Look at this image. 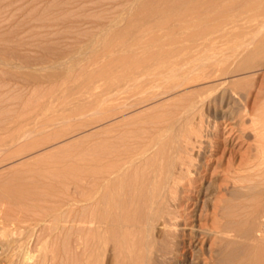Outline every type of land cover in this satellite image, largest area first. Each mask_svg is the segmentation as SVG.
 <instances>
[{
  "label": "rangeland",
  "instance_id": "374dc122",
  "mask_svg": "<svg viewBox=\"0 0 264 264\" xmlns=\"http://www.w3.org/2000/svg\"><path fill=\"white\" fill-rule=\"evenodd\" d=\"M196 1L201 2L196 3L194 8L190 3H187L188 0H0V264H24L22 262L23 253L27 247L29 250H34L36 247L32 246L37 242L38 246H35L39 250L41 248V251L38 253L37 248L35 251L38 255L40 254V257L44 254L50 258L54 257L49 261L47 258L46 264H50L51 260V264H53V260H56L54 264L72 263L74 260L70 259L71 257L74 259L76 254L74 252H77L76 244L80 241L78 240L79 236L85 233L78 222L81 218H85L83 215L86 213L88 217H92L93 214L95 217L96 214L101 213V206L110 209L113 213H110L108 209L103 210L105 213H102L107 216L101 217L104 218L102 221H105L102 224L107 230L101 226L106 231L105 236L100 231L101 227H99V233L102 232L101 235L105 242L110 241L109 236L113 233L111 240L116 241L115 246L109 242L105 246L111 245L112 249H110H114L116 252L113 250L112 253H109L110 251L107 252L109 248L106 247V249L103 246L100 253L102 254V250L106 251L103 252V255L100 253L99 255L104 258L105 255L110 257L106 256L105 259H100V263H109L111 262L109 259L112 258L113 263L111 264H133L134 262L140 264L139 257L143 256L140 253L146 254L148 251L147 248V250L141 251V248L143 250L145 249L143 246H146L142 242H156L160 237L168 245L169 252L167 255L165 253V256L161 255L164 257L160 258L158 253L148 251L150 255H146L150 258L144 259L146 255L143 256L144 261L142 257L140 258L144 262L143 264H145V260L150 264H197L196 262L202 257L208 256L214 237L198 241L195 240L192 230L201 234L199 227L205 225L207 227L215 220L222 219L219 214L216 217L199 219L200 213L204 214L206 210L208 213L214 211L213 206L219 200V204L224 203L227 204V208L229 207L226 211H230V214L232 212L226 219H239L245 226L242 225L241 238L233 239L234 245L231 242L234 247L231 244L224 247L225 255H222V251L220 255L218 252L216 261L209 264H218L217 261L224 258L223 256H227L226 259L224 258L227 264L229 261L232 262L229 264L236 262L238 264L239 261V264H251L255 259L253 264H264V160L262 157L264 148L262 147L260 153L256 148L257 143L253 140L255 132L252 131V124L249 122L248 116H244L246 118L244 123L240 120L242 115L240 112H242L246 100L250 106L255 105V108L264 112V0ZM185 4L187 5L184 8ZM198 5L200 7H197ZM219 8L222 14L218 12ZM181 9L185 11L182 12ZM188 23L190 24L188 25ZM227 24H230L232 28ZM189 26H191L190 29ZM194 26L204 29L210 27V30H214L208 29L210 31L208 33L203 30L205 32L203 35L199 29H195L199 33L195 34L196 37L193 36L194 39H188L190 37L188 34L193 35L195 32ZM185 28L186 30H184ZM239 32L243 35H240ZM157 33L162 34L161 37ZM152 35L154 37L157 35L156 39H158H153ZM160 38L161 40H159ZM162 38L167 43L165 48L160 46L166 44ZM176 38L178 41L182 40V43L179 44V41V45H177L174 40ZM190 41L192 42L189 43ZM187 43H189L190 49L194 47L188 51H194L192 53L186 51L187 55L186 53L183 55V58H186L184 63L187 58L190 60L188 56L193 54L191 59L196 57L199 65L203 64L199 71L201 77L197 76L199 81L194 73L196 81H191L192 83H189V80H195L192 76L193 73L181 67V62L178 64L177 61L184 60L178 59L177 54L182 56L183 52L187 50L184 46ZM197 43H200L199 46ZM169 44L171 45L169 50L174 55L169 50L160 51V49H167ZM156 46L162 53L158 52ZM181 46H184L183 52L180 50ZM220 47H223V50ZM198 49H201L199 50L201 54ZM204 50L205 52L208 50L209 55H205ZM166 51L168 54L171 52L170 58L172 56L174 59L177 58L168 63L169 65L174 63L172 66L176 63V67L166 63L159 65L155 60L167 58ZM144 55L146 56L144 57ZM131 58L140 60V69H137V72L138 70L140 72L137 73L138 75L135 74L138 83H133L136 88L133 85H131L133 88H130V82L126 78L117 80L114 78V76L122 75V71L130 69L131 64L127 61ZM125 61L127 63L124 64ZM168 62H170L169 59ZM121 65L124 66V70ZM219 68L225 69V74H221L219 71V75L214 76ZM142 71L147 78L140 74ZM145 72L147 74H144ZM200 78L202 79L200 80ZM232 83H235L240 91V94L234 95L236 97L228 95L227 89V92L224 91ZM137 88L141 91L137 92ZM196 93H200L204 97L202 100V96H200V102L198 101L200 104L196 103L195 107L197 114L200 113L202 119L205 120L202 122L203 129L211 131L215 121H218L219 124L211 147L212 150L204 147L201 154L199 153L201 156H198L200 158L199 160L197 158L199 162L196 164L200 165V171L203 170V172H200L195 191L184 193L187 197L190 196L187 211L190 210L181 218V235L175 239L174 237H169V239L158 234L156 227H151L148 238L144 232L142 233L145 235L139 233L141 228L138 225L137 230L136 227H130V224L122 219L130 217L132 212L134 216L139 209L136 208L137 205L129 206L131 201H129L128 195L124 197L127 200V203L124 201L127 205L124 206L125 210L120 208V211L119 207L118 209L112 207L111 210L108 196L101 195L103 193L98 187V180L101 181V179L92 169L90 170L93 172L87 173L86 169L91 163L90 157L95 156V154H90L96 153L97 145L99 146V141L102 138L107 139L108 137V141L109 139L125 141L126 145L127 143L131 145V142L135 140L134 145H144L145 141H152L150 137L155 135L160 126L155 122L161 118L167 120L162 125L167 124L168 120L177 115L176 112L178 113L189 103L187 102L188 96L198 95ZM246 96L247 98H244ZM233 100H235L234 103ZM226 111L231 112L229 117L232 119L228 118L227 120L229 123L222 117ZM149 116L151 117L148 118ZM263 126L264 124L261 125V127ZM129 128L130 130H128ZM132 128L133 130H131ZM116 130L118 131L116 132ZM128 132L133 134L129 135ZM136 133L137 135H135ZM87 148L90 150H86ZM255 151L259 153L257 155H260L261 161L255 159L257 156L254 157ZM89 155L90 157H87ZM251 158L262 162V164L258 163L259 166H257L256 163L257 165H255L258 167L256 168L252 164ZM85 161L87 164H83L86 163ZM249 162L250 164H248ZM251 165L255 167V170ZM257 169L258 171H256ZM88 174L92 175L88 177ZM253 175H255L254 179H252ZM237 176L241 178V181L236 183V180L239 179ZM243 176L247 179L243 180ZM235 178L237 179L234 181ZM97 187L99 191H97ZM23 189L26 191L22 192ZM26 192L29 194L27 197V194H24ZM17 195L19 199L16 197ZM87 196L90 199H87ZM99 196H101L100 199ZM98 199L101 200V203ZM13 200L20 201L15 203ZM103 200L110 208L104 207L106 204L104 205ZM15 204L16 206H14ZM236 204L245 208L241 209L239 206L240 211L238 208L236 209ZM232 207L233 211L230 210ZM94 209L98 210L96 214ZM127 209H130V214ZM132 209L137 210L134 212ZM140 209L141 211H138L141 214L138 212L135 219L138 218V215L140 217L145 210L141 207ZM114 211L119 215L114 214ZM117 211L124 213L121 214ZM234 212H239V215L234 217L236 215ZM102 213L99 216L103 215ZM111 214L113 218L110 216ZM114 216H120L119 221H115ZM106 217H109V221L112 218L111 222L113 221L114 224H108ZM188 218L189 220H187ZM138 219L136 221L140 224L141 220L138 221ZM120 222L127 224L121 225ZM114 225L117 226L115 229H118V233L117 230L115 231ZM140 226L142 227V225ZM110 228L112 232L109 234L107 231H110ZM127 228L130 229V233ZM142 228L144 229V227ZM249 228H252L251 231L255 229V233L248 231ZM120 232L122 236H120ZM248 234L250 235L248 236ZM38 235L42 238H39ZM143 236L149 240L143 239ZM44 240H47L46 245L49 244L46 248L47 251L42 248L46 245H41ZM135 240L140 242L137 243ZM18 241L22 246H18ZM159 241L157 240V242ZM139 245L142 247L140 248ZM49 246H53L51 252L55 249L52 256L51 254L48 256L46 253L50 250ZM132 246L141 256H135L136 252H133ZM56 251L58 252L56 253ZM40 252H43L42 255ZM66 253L71 257L69 256V258ZM55 254L59 256L55 257ZM114 254L116 255L114 256ZM230 257L235 259V262Z\"/></svg>",
  "mask_w": 264,
  "mask_h": 264
},
{
  "label": "bare ground",
  "instance_id": "6f19581e",
  "mask_svg": "<svg viewBox=\"0 0 264 264\" xmlns=\"http://www.w3.org/2000/svg\"><path fill=\"white\" fill-rule=\"evenodd\" d=\"M180 1V0H179ZM196 0H188V2L187 3H190V5H192V6H194V8L196 7L195 5H196V3L198 4V2L200 3L201 1H196ZM203 1V0H202ZM208 1V0H207ZM183 3V2H182ZM210 3H212V2H210ZM186 5L187 4H185V6H184V8L186 7ZM189 5V6H190ZM200 5V4H199ZM197 6V7H200V6ZM191 6V7H192ZM166 9H167V7L166 6H164ZM168 8H169V5H168ZM190 8V7H189ZM193 8V7H192ZM192 8H190V9H192ZM216 8H218V7H216ZM224 8V7H223ZM157 9V8H156ZM189 9V10H190ZM162 10V9H161ZM164 10V9H163ZM169 10V9H168ZM182 10V12H184L183 11V9H181ZM187 10V9H186ZM219 11V13L221 12V10H220V8L218 9ZM165 11V10H164ZM180 11V10H179ZM178 11V12H179ZM196 11V10H195ZM182 12L180 11V13L182 14ZM224 12V11H223ZM187 13V12H186ZM185 13V14H186ZM179 14V13H178ZM220 14H222V12L220 13ZM175 15V14H174ZM173 16V15H172ZM178 16V15H177ZM179 16H181V15H179ZM182 17V16H181ZM166 19H167V17H166ZM196 21V20H195ZM192 22V21H191ZM190 23H188V25H189ZM231 24V23H230ZM230 24H227L228 26L230 25ZM188 25H186V26H188ZM195 25V24H194ZM198 25H200L199 24V22H198ZM193 26V25H192ZM195 26H197V25H195ZM194 26V27H195ZM234 26V25H233ZM236 26V25H235ZM183 27H185V26H183ZM190 27L191 26H189V29H190ZM194 27H192V28H194ZM230 27H231V25H230ZM229 27V28H230ZM187 28V27H186ZM186 28L184 29V30H186ZM215 28H217V27H215ZM228 28V29H229ZM232 28V27H231ZM230 28V29H231ZM237 28V27H236ZM195 29H199L201 32L200 33H204L205 34V32L203 31V30H205V31H207L206 33H208V32H210V31H213V30H210V27L208 28L210 31H208V29L207 28H199V27H195L194 28V30ZM227 29V30H228ZM229 29V30H230ZM161 30V29H160ZM159 30V31H160ZM188 30V29H187ZM194 30H193V32H194ZM233 30V29H232ZM197 31V32H196ZM167 32V31H166ZM186 32V31H185ZM228 32V31H227ZM232 32V31H231ZM162 33V32H161ZM187 33H189V32H187ZM199 32H198V30H195V32H194V34L192 35L191 33L190 34H188L187 36L189 37L188 39H194L193 38V36L194 37H196L195 36V34H198ZM238 33V32H237ZM240 33V32H239ZM158 34V33H157ZM203 34V35H204ZM228 34H229V32H228ZM232 34H233V32H232ZM154 35H155V33H154ZM159 36L160 35H162V34H158ZM192 35V36H191ZM231 35V34H230ZM229 35V36H230ZM240 35H243V33L241 34L240 33ZM158 36V37H159ZM172 36H174V35H172ZM199 36H201V35H199ZM152 37H154L153 35H152ZM156 37H157V35H156ZM156 37H154L153 39H155V40H157L156 39ZM161 37V36H160ZM197 37H198V35H197ZM174 38V37H173ZM229 38V37H228ZM232 38V37H231ZM230 38V39H231ZM235 38V37H234ZM234 38H232V39H234ZM237 38V37H236ZM152 39V40H153ZM163 39V38H162ZM239 39H240V37H239ZM159 40H161V38L159 39ZM164 40V39H163ZM176 42H175V41ZM173 41L175 42V43H177V45H179L180 43H182L180 40V42L177 40V38L176 39H174ZM189 41V40H188ZM153 42H156V41H153ZM159 42H162V41H159ZM158 42V43H159ZM178 42H179V44H178ZM192 41H190L189 43H191ZM214 42V41H213ZM213 42H211V43H213ZM152 43V42H151ZM164 43H166L165 42V40H164ZM184 43V42H183ZM189 43H187V45H184V46H186V49L187 50H185V52H183L182 50H184V46H181V48H180V50L183 52V54H182V56H180V55H178L177 54V58L179 59V58H182V59H184L183 61H179V60H177L178 61V64H179V62H181V67H183V68H185L187 71H189L190 73H193L192 74V76L194 77V73H195V76H196V78H197V76H198V78L199 77H201V73L199 72L200 71V69H201V65H203L202 63H201V65H199V62H197L196 60H197V58L196 57H193V58H195V59H191L192 58V55H190V56H188L189 58H190V60H188V58H187V61L184 63V61L186 60V58H183V55L186 53V55H187V52H189L190 50H192V49H194V47L190 44V46H192L193 48H191L190 49V47L188 46L189 45ZM193 43H195L194 41H193ZM192 43V44H193ZM156 44V43H155ZM160 44H163V43H160ZM198 44H200V43H197V45ZM157 45V44H156ZM170 45V44H169ZM182 45V44H181ZM194 45V44H193ZM196 45V46H197ZM215 45V44H214ZM233 45V44H232ZM160 46H162L161 48H165V46L167 47V43L166 44H164V45H160ZM195 46V47H196ZM199 46V45H198ZM201 46V45H200ZM157 47V46H156ZM158 47H159V45H158ZM158 47L156 48V49H158ZM169 47H171V45L170 46H168V48L167 49H164V50H162V49H160V51H165V50H169ZM180 47V46H179ZM202 47V46H201ZM217 47H219L218 45H217ZM160 48V47H159ZM197 48V47H196ZM199 48V47H198ZM215 48V47H214ZM221 48V47H220ZM227 48H229V47H227ZM227 48H225V49H227ZM188 49H189V51H188ZM209 49V48H208ZM222 50H223V47L221 48ZM196 51H197V49H195ZM199 50H201V49H198V52H199ZM221 50V51H222ZM169 51H171V50H169ZM168 51V52H169ZM177 51V50H176ZM187 51V52H186ZM194 51V50H193ZM192 51V52H193ZM208 51V50H207ZM207 51L205 52V50H204V54L205 55H207L208 53H207ZM220 51V50H219ZM158 52H159V49H158ZM172 52V51H171ZM171 52L168 54L167 53V51L165 52V53H167L166 55H167V58H158L159 60H157V59H155L157 62H158V64L159 65H162V64H164V63H166V64H168V63H171V60H176V59H174L173 57L174 56H172V58H170L171 57V55L173 54V52H172V54H171ZM180 52V51H179ZM181 52V53H182ZM192 52H189V53H192ZM209 52V51H208ZM148 53V52H147ZM151 53V52H150ZM159 53H162V52H159ZM177 53V52H176ZM200 53V52H199ZM180 54V53H179ZM201 54V53H200ZM199 54V55H200ZM203 54V55H204ZM168 55H169V58H168ZM174 55V54H173ZM198 55V56H199ZM209 55V54H208ZM139 56V55H138ZM146 55H144V57H145ZM194 56H196V55H194ZM201 56V55H200ZM160 57H161V55H160ZM162 57H164L163 55H162ZM185 57V56H184ZM205 57V56H204ZM128 58V57H127ZM200 58V60H202L203 61V56H202V58L203 59H201V57H199ZM146 59H147V57H146ZM168 59L170 60V62H168ZM181 60V59H180ZM118 61H120V60H118ZM121 61H123V60H121ZM145 61V60H144ZM155 61V62H156ZM127 62H129L130 64H131V66H130V69H128V70H126V71H122L121 73H122V75H117V76H114V78H115V80H117V79H123V78H126V79H128L129 80V86H130V88L132 87L133 88V83H138V81H137V77L135 76V74H137L138 72H140L139 70H138V72H137V69H140V65H139V63H140V60H137V59H133V58H131L129 61H127ZM126 61L124 62V64L125 63H127ZM154 62V63H155ZM176 62V61H175ZM119 64H120V62H119ZM158 64H156V65H158ZM174 64V63H173ZM172 64V65H173ZM169 65V64H168ZM171 65V64H170ZM169 65V66H170ZM171 65V66H172ZM121 66H123V65H121ZM177 66V64L175 63V65L174 66H172V67H176ZM158 68L160 67V66H157ZM123 70H124V66H123ZM136 70V71H135ZM225 69H221V68H219L217 71H216V73L214 74V76L215 75H219L218 73H219V71L221 72V74H225V71H224ZM136 72V73H135ZM143 72L144 71H142V73H140V74H142V76H144L143 75ZM200 73V74H199ZM139 74V73H138ZM137 74V75H138ZM144 74H147V72H145ZM198 74V75H197ZM142 76H140V77H142ZM158 76V75H157ZM156 76V77H157ZM191 76V77H192ZM144 77H146L147 78V76H144ZM145 78V79H146ZM198 78H197V80H198ZM139 79V78H138ZM194 79H195V77H194ZM202 78H200V80H201ZM140 80H144V79H140ZM139 80V81H140ZM107 81H109L108 79H107ZM191 81H193V82H195L196 81V79L195 80H189V83L191 82ZM199 81V80H198ZM143 83V82H142ZM187 83H188V81H187ZM192 83V82H191ZM131 85H133V86H131ZM136 86L138 85V84H135ZM139 86V85H138ZM141 86V85H140ZM142 87V86H141ZM140 87V88H141ZM134 88H136L135 86H134ZM228 90V95H238V94H240V91H239V89H238V87H237V85H235V83H232V85L230 86V87H226L225 88V92H227V90ZM127 91V90H126ZM133 91V90H132ZM138 91H141V90H139V88H137V92ZM127 93H129V92H127ZM196 94H198V93H196ZM227 94V93H226ZM207 95V94H206ZM205 95V96H206ZM210 95H211V93H210ZM209 95V96H210ZM200 96H202V95H200V93L198 94V95H193V94H191L190 96H188V101L187 102H189L188 104H186V106L185 107H183V109L182 110H180L178 113L176 112L175 114H177L176 116H174V118H172L171 120H168V123L167 124H165V125H162V123L163 122H166L167 120H165V119H161V118H159L155 123H156V125H160L159 127H158V131L155 133V135L153 134L151 137H150V139L152 140V141H150V140H148V141H145V144L143 143V141H142V144H144V145H134V143L136 142V140L135 141H132L133 142V146H132V142H131V145H129L128 143H127V145L125 144V141L124 142H120V141H112V140H110L109 139V141H108V137H107V139L106 138H102L100 141H99V146L97 145V147H98V149L96 150L94 147V149L96 150V153H88V154H90V155H94L95 154V156H91L90 157V155L89 156H87V157H90L91 159H90V161H91V163H89V166L87 167V173H90V171L91 172H93L94 171V173L96 172V174L99 176V179H101V181L100 180H98L97 182H98V184H99V186L98 187H100V191L103 193V194H101V195H103V196H108V198L107 199H109V202L108 203H110L111 205V210H112V207H117V209H118V207H119V210H120V208L121 209H123L124 208V210H125V207L127 206V205H125V203H124V201L126 202L127 200H125V196H127V197H129L128 199H129V201H131L130 203H129V201H128V203H129V206H136V208L138 207L139 209L138 210H140L141 211V209H140V207L141 208H144L145 210H144V212H143V214L139 217V215L137 216L138 218V221H140L141 220V223L140 224H138L137 223V219H135L136 218V216L135 215H137V213L139 212L137 209H135V210H133L134 212L137 210V213L135 212V217L133 216V212L131 213V211H130V209H127V210H129L130 212H128L129 214L131 213V215H132V217H131V215H130V217H128V218H122L123 217V215H122V219H123V221H126L128 224H130V227H132V228H134V227H136L137 228V230H138V226L141 228V230L143 229L142 227H144V229L141 231L140 230V228H139V233L141 232H144L145 234H146V236H148L149 235V230H150V228L151 227H156L158 230V234H160L161 236H164V237H167V238H172V237H174V239L177 237V236H179V235H181V231H182V229L180 228V221H182L181 220V218L183 217V216H185V214H187V212H189V210L187 211V209L189 208V199H190V196H186V195H184V193H186V192H190V193H192V191H195V188H197V186H196V183L198 182V180H199V177H200V172H203V170L202 171H200V165L198 166L196 163L197 162H199V161H197V158H198V156L201 154V152H202V149L204 148V147H206V149L208 148H210L211 150H212V146H213V142H214V136L216 135V130L218 129V126H219V124H218V121H215V123H213V125H212V127H213V129H211V131H209V129L206 131V130H204L203 129V126L204 125H202L203 123V121H205L204 119H202L203 117L200 115V113H198L197 114V110L195 111V107L197 106V104L196 103H199L200 102ZM224 96V95H223ZM233 96H231V98L233 99ZM242 96V95H241ZM190 97V98H189ZM215 97V96H214ZM234 97H236V96H234ZM240 97V96H239ZM205 98H207V97H205ZM209 98V97H208ZM219 98V97H218ZM222 98V97H221ZM227 98H228V96H227ZM238 98V97H237ZM244 98H247V96L246 97H244ZM202 100H204V97L202 96V98H201ZM212 99V98H211ZM217 99V98H216ZM236 99V98H235ZM243 99V97L241 98V100ZM199 101V102H198ZM213 101V100H212ZM247 101V100H246ZM246 101H245V103H244V106H243V108H242V110H241V107L239 108L242 112H240V113H242V115H241V122L242 123H244L245 121V117L244 116H248V118H249V122L252 124H250L251 125V127L253 128V130L252 131H254L255 132V136H254V139L253 140H255V142L257 143L256 144V148L258 149V151H259V153L261 152V149H263L264 148V146H263V144H264V126L263 127H261V125H263L264 123H263V121H264V112H262V110H259V109H257V108H255L254 106H250V104L247 102L246 103ZM202 102V101H201ZM233 103L235 102V100H233L232 101ZM210 103V102H209ZM212 103V102H211ZM214 103V102H213ZM200 104V103H199ZM225 104V103H224ZM229 104V103H228ZM256 104V103H255ZM233 106V105H232ZM231 106V107H232ZM227 108H229V107H227ZM179 110V109H178ZM227 110V109H226ZM239 110V111H240ZM224 111V110H223ZM231 111V110H230ZM200 112V111H199ZM232 112V111H231ZM231 112H229V113H231ZM229 113H228V111H226L224 114H223V120H225V121H227L228 120V118H230L229 117ZM240 115V114H239ZM200 116V117H199ZM151 116H149L148 118H150ZM153 117V116H152ZM157 118V117H156ZM2 119V118H1ZM230 119H232V118H230ZM220 121H221V119H220ZM224 121V122H225ZM233 121V120H232ZM2 122V121H1ZM240 122V121H239ZM227 123H229L228 121H227ZM164 124V123H163ZM226 124V123H225ZM130 127V126H129ZM127 128V127H126ZM136 128V127H135ZM262 128V129H261ZM119 129H121V128H119ZM137 129V128H136ZM128 130H130V128L128 129ZM131 130H133V128L131 129ZM118 130H116V132H117ZM120 131V130H119ZM125 131V130H124ZM127 131V130H126ZM240 131H241V129H240ZM243 131H244V128L242 129V133H243ZM253 132V133H254ZM124 133V132H123ZM129 133V132H128ZM135 133V132H134ZM110 134H112V133H110ZM126 134V133H125ZM133 134V133H132ZM131 133H129V135H132ZM106 135V134H105ZM104 135V136H105ZM107 135H108V133H107ZM106 135V136H107ZM128 135V134H127ZM135 135H137V133L135 134ZM113 136V135H112ZM116 136V135H115ZM114 136V137H115ZM120 136V135H119ZM139 136V135H138ZM121 138H124V137H122V136H120ZM130 138L132 139V137L130 136ZM137 138H139V137H137ZM204 138H208L207 140H205ZM140 139V138H139ZM115 140V139H114ZM124 140V139H123ZM141 140H142V138H141ZM112 141V142H111ZM130 141V140H129ZM205 141H207V142H205ZM137 142H139V140H137ZM141 142V141H140ZM262 142H263V144H262ZM137 144V143H136ZM139 144V143H138ZM252 144V143H251ZM129 145V146H128ZM254 145V144H253ZM255 147V146H254ZM263 147V148H262ZM255 148V149H256ZM89 148H87L86 150H88ZM205 149V150H206ZM90 150V149H89ZM88 150V151H89ZM210 151V150H209ZM256 152V151H255ZM262 152H264V151H262ZM200 153V154H199ZM257 153L258 152H256L255 154H254V157L257 155ZM258 153V154H259ZM263 154V153H262ZM84 155V154H83ZM201 156V155H200ZM258 156V155H257ZM255 157V159L256 160H260V155L258 156V157ZM94 157V158H93ZM263 157V160H264V155L262 156ZM261 157V158H262ZM200 158V157H199ZM199 158H198V160H199ZM253 158V157H252ZM252 158H251V160H252ZM255 159H253L254 160V162H253V160L251 161L252 162V164H254V166L256 167V168H258L257 166H259V164L258 163H261L262 164V162H257V161H255ZM249 160V159H248ZM84 161V160H83ZM82 161V162H83ZM89 161V160H88ZM205 161V160H204ZM86 162V161H85ZM244 162V161H243ZM264 162V161H263ZM206 163V162H205ZM258 165H257V164ZM83 164H87V162L86 163H83ZM91 164V165H90ZM242 164V163H241ZM248 164H250V162L248 163ZM248 164H246V165H248ZM257 166H256V165ZM260 164V165H261ZM253 165H251V167H253L252 169H254L255 167H254ZM86 167V166H85ZM244 167V166H243ZM241 168V167H240ZM90 169H92V170H90ZM85 170V171H86ZM255 170V169H254ZM256 171H258V169L256 170ZM206 172V171H205ZM94 173H92L93 175H94ZM258 173V172H257ZM256 173V174H257ZM84 174H85V172H84ZM92 174H90V175H92ZM96 174H95V177H96V179H97V176H96ZM255 174V175H256ZM87 175V174H86ZM89 174H88V177L90 176ZM255 175H253V178L252 179H254V176ZM258 175H259V173H258ZM236 176V175H235ZM235 176H233V177H235ZM257 176V175H256ZM261 176V175H260ZM259 176V177H260ZM87 178V177H86ZM237 178H239V179H237ZM237 178H235L234 179V181L236 180V183L237 182H240L241 181V178L240 177H238L237 176ZM250 178V179H251ZM256 178V177H255ZM261 178V177H260ZM242 179L243 180H245V179H247V178H245V176H243L242 177ZM251 179V180H252ZM89 180V179H88ZM244 182V181H243ZM235 183V182H234ZM201 184V183H200ZM17 187V186H16ZM97 187V188H98ZM220 187V186H219ZM222 187V186H221ZM220 187V188H221ZM245 187V186H244ZM8 188H9V186H8ZM15 188V187H14ZM201 188V187H200ZM206 188V187H205ZM205 188H204V190H205ZM17 189V188H16ZM208 189V188H207ZM21 190V189H20ZM199 190V189H198ZM9 191H10V189H9ZM15 191V190H14ZM26 190L25 189H23V191L22 192H25ZM97 191H99V188H98V190ZM16 192V191H15ZM14 192V193H15ZM96 192V191H95ZM101 192H99V193H101ZM2 193V192H1ZM17 193H18V191H17ZM16 193V194H17ZM204 193V192H203ZM15 194V195H16ZM24 194H27V192L26 193H24ZM88 194V193H87ZM90 194V193H89ZM92 194V193H91ZM96 194H98V193H96ZM19 195V194H18ZM16 196L18 199H19V196ZM29 194H27L26 195V197L28 196ZM2 196V195H1ZM6 196V195H5ZM5 196H4V198H5ZM95 196V195H94ZM186 196V197H185ZM22 197V196H21ZM100 197L101 196H99L98 198L100 199ZM3 198V197H2ZM12 198L14 199V196H12ZM11 198V199H12ZM16 198V199H17ZM90 199V197H88L87 196V199ZM93 198V197H92ZM97 198V197H96ZM124 198V199H123ZM10 199V198H9ZM98 199V201H100V203H101V200H99ZM106 199V198H105ZM220 199H223V198H220ZM4 200V199H3ZM97 200V199H96ZM224 200V199H223ZM222 200V201H223ZM13 201H15V200H13ZM20 201V200H19ZM19 201L18 202H16L15 201V203H19ZM104 201V202H103ZM102 202L104 203V205L106 204V206H104V207H107L108 205H107V203H105V200H103ZM4 202V201H3ZM21 202H22V200H21ZM20 202V203H21ZM92 202H93V200H92ZM219 202H220V200H219ZM219 202L218 203H216V204H214V208H213V210L214 211H212V212H210V213H208V210H206V211H204V214L203 213H200V217H199V219H203V218H205V219H208V217H210V216H212V217H216V216H218V214H219V216H221L222 217V219L221 220H215L213 223H211L209 226H207L206 227V225L205 226H203V227H199V228H201V234H197L194 230H192L193 231V233H194V238H195V240L197 239L198 241H205V240H209V238H213L214 237V240L211 242V244H210V251H209V253H208V256H204V257H202L199 261H197L196 263L197 264H209V263H211V262H214V260L216 261V258H218L217 257V255L219 254H221L220 252L222 251V255L224 254L225 255V251H223V248L224 247H226L227 245H229V244H231V246H232V243H233V239L235 240V238L237 239V237L238 238H241L240 236H241V230H243L242 229V225H244V223H243V221H242V223H241V221L239 220V219H235V220H230V219H226L228 216L230 217V215L232 214V212H231V214L228 212V211H226V209H228L227 208V204L225 205L224 203L223 204H219ZM224 202V201H223ZM227 202V201H226ZM225 202V203H226ZM94 203V202H93ZM92 203V204H93ZM97 203H99V202H97ZM96 203V204H97ZM102 203V204H103ZM127 203V202H126ZM240 203V202H239ZM131 204V205H130ZM229 204H231V203H229ZM241 204V203H240ZM264 204V203H263ZM237 205V204H236ZM242 205V204H241ZM241 205H237L236 206V209L240 206L241 207V209H244L245 207H242ZM244 205V204H243ZM14 206H16V204L14 205ZM17 206H18V204H17ZM21 206V205H20ZM94 206V205H93ZM96 206V205H95ZM100 206H101V204H100ZM110 206H108L109 208H110ZM125 206V207H124ZM193 206H195V205H193ZM245 206V205H244ZM259 206H261V205H259ZM258 206V207H259ZM99 207V205L97 206V208ZM239 207V208H240ZM263 207H264V205H263ZM94 208V207H93ZM96 208V207H95ZM96 208V209H97ZM128 208V207H127ZM129 208H131V207H129ZM192 208V207H191ZM238 208V210H240ZM96 209H94L95 210V214H96V211H98V210H96ZM100 209V208H99ZM101 209H102V212L103 213H105L104 211H106L107 209H105V208H102V206H101ZM101 209L99 210L100 212H101ZM233 209V207L230 209V210H232ZM104 210V211H103ZM109 210V212L110 213H113V211L111 212L110 211V209H108ZM237 210V211H238ZM259 210V209H258ZM18 211V210H17ZM121 211V210H120ZM120 211H117V212H120ZM233 211V210H232ZM234 211H235V208H234ZM241 211V210H240ZM20 212V211H19ZM101 212V213H102ZM116 211H114V214H117V213H115ZM126 212V211H125ZM203 212V211H202ZM262 212V211H261ZM260 212V213H261ZM94 213V212H93ZM92 213V214H93ZM99 213V212H98ZM101 213H99V214H96V215H98V216H96L95 215V217H93V215H92V217L91 216H87L88 214L86 213L85 215H83V216H85V218H81V220H80V222H78L79 223V226L81 225V227H82V229L84 230V232L85 233H83L82 234V236H81V234H80V236H79V239L78 238H76V239H78V240H80V241H78V243L76 244L77 245V252H74V253H76L75 255H74V259H72V257L70 256V255H68L67 253V256L69 257H71V261L72 260H74V261H72V263L73 264H102V263H105V262H102V263H100L101 262V260L100 259H102V258H104V257H102L101 255H103V252L104 251H106V250H102L101 252H102V254L100 253V250L101 249H103L102 247L104 246V248H109V250H107V252L108 251H110L109 253H112L111 251H113V250H111L112 248H111V245H109V247L108 246H105L106 245V243H107V245H108V242L109 243H111L113 246H115V244H116V241L114 240V242L111 240V236H113V233H112V235H110L109 236V234L112 232L111 231V228H110V231L108 230L107 232L109 233L108 234V236L110 237V241H108V240H106V241H108V242H105L104 241V239H103V237H102V232L104 233V236H105V229H106V227L105 226H103V224L102 223H104L105 221H102L104 218H101V217H104L105 215L103 214V215H101V216H99ZM121 214H123L124 212H120ZM241 213V212H240ZM243 213V212H242ZM241 213V214H242ZM263 213V212H262ZM90 214H91V212H90ZM89 214V215H90ZM129 214H127L128 216H129ZM139 214H141V212H139ZM234 214H236V215H234V217L235 216H237V214L239 215V212H237V213H235L234 212ZM241 214H240V216H241ZM259 214V213H258ZM21 215V214H20ZM117 215H119V214H117ZM126 215V216H127ZM192 215V214H191ZM257 215V214H256ZM255 215V216H256ZM262 215V214H261ZM107 216V215H106ZM111 217L113 216L112 214L110 215ZM116 216V215H115ZM114 216V217H115ZM190 216V215H189ZM233 216V215H232ZM258 216V215H257ZM120 217V216H119ZM119 217L117 216V217H115V221H119ZM107 218V217H106ZM109 218V217H108ZM107 218V219H108ZM113 218V217H112ZM111 218V220H113ZM131 218H133V219H131ZM140 218H142V219H140ZM190 218H192V217H190ZM224 218H225V220H224ZM232 218V217H231ZM27 220H28V218H26ZM121 219V220H122ZM243 219V218H242ZM241 219V220H242ZM26 220V221H27ZM111 220L109 221V219H108V221H107V223L108 224H114V223H112L111 222ZM185 220V219H184ZM183 220V222H185ZM187 220H189V218L187 219ZM192 220V219H191ZM189 222V221H188ZM75 223V222H74ZM117 223V222H116ZM127 223H125V224H127ZM190 223V222H189ZM117 224H119V222L117 223ZM120 224L121 225H125L124 224V222H123V224L120 222ZM193 224H194V222H193ZM202 224V223H201ZM138 225V226H137ZM140 225H142V227L140 226ZM78 226V228L80 229V227ZM101 226H103V227H105V229L103 230L102 229V227ZM129 226V225H128ZM192 226V225H191ZM195 226H197V224H195ZM195 226H193V227H195ZM199 226V225H198ZM245 226V225H244ZM77 227V226H76ZM99 227H101V229H100V231H102L101 232V234L99 233ZM110 227V226H109ZM111 227H113V226H111ZM115 228H117V226L115 227V225H114V229ZM135 228V229H136ZM184 228V227H183ZM192 228V227H191ZM195 229V228H194ZM250 229V228H249ZM252 229V228H251ZM251 229L250 230H248V231H250V232H254V230H252L251 231ZM107 230V229H106ZM117 230V231H116ZM127 230H128V228H127ZM130 230V229H129ZM128 230V231H129ZM79 231V230H78ZM115 231L118 233L119 231H118V229H115ZM121 231V230H120ZM133 231V230H132ZM154 231H155V229H154ZM245 231H246V229H245ZM91 232V233H90ZM123 232V231H122ZM131 231H129V233H130ZM134 232V231H133ZM191 232V231H190ZM243 232V231H242ZM249 232V233H250ZM80 233V232H79ZM82 233V232H81ZM126 233V232H125ZM129 233H127V234H129ZM183 233V232H182ZM187 233V232H186ZM255 233V232H254ZM78 234V233H77ZM107 234V233H106ZM123 234V233H122ZM132 234V233H131ZM134 235H135V233H133ZM143 234V233H142ZM145 234H143V235H145ZM245 234V233H244ZM243 234V236H245ZM247 234V233H246ZM251 234V233H250ZM250 234H248V236L250 235ZM79 235V234H78ZM119 235V234H118ZM189 235V234H188ZM256 235V234H255ZM39 236V235H38ZM107 236V235H106ZM107 236V237H108ZM120 236H122L121 235V232H120ZM119 236V237H120ZM140 236H142L141 234H140ZM151 236V235H150ZM154 236V235H153ZM157 236V235H156ZM78 237V236H77ZM108 237V238H109ZM114 237H116V236H114ZM127 237H129L128 235H127ZM152 237V236H151ZM189 237V236H188ZM246 237V236H245ZM251 237V236H250ZM39 238H42V236H39ZM132 238V237H131ZM130 238V239H131ZM145 237L143 236V239H144ZM148 238H149V236H148ZM148 238H145V240L147 239V240H149ZM154 238V237H153ZM158 238V237H157ZM160 238V237H159ZM157 239L158 241L159 240H161V238L160 239ZM169 238V239H170ZM35 239V238H34ZM121 239V238H120ZM119 239V241H121ZM123 239H124V237H123ZM122 239V240H123ZM134 239V238H133ZM154 239H156V238H154ZM162 239H163V237H162ZM189 239V238H188ZM192 239V238H191ZM190 239V240H191ZM126 240H127V238H126ZM151 240H153L152 238H151ZM150 240V241H151ZM157 240H156V242H157ZM35 241V240H34ZM42 241V240H41ZM112 241V242H111ZM136 241V240H135ZM172 241V240H171ZM211 241V240H210ZM238 241V240H237ZM44 242V243H43ZM42 242V244L41 245H44L46 242H47V240H44ZM80 242V243H79ZM125 242V241H124ZM137 242V241H136ZM138 242H140V241H138ZM137 242V243H138ZM144 242H146V241H144ZM144 242H142V244H146V246H143V248H145V249H143L142 250V245L140 246L139 245V247L141 248V251L143 252V251H145V250H147L148 249V251L150 252V251H153V252H155V253H158L159 255H158V257L160 256V258L161 257H164L165 255H167V252H169V248H167V246L168 245H166V243H164L162 240L161 241H159L160 242V244H158L159 242H147V243H144ZM163 242V243H162ZM174 242V241H173ZM177 242H179V241H177ZM232 242V243H231ZM36 243V242H35ZM34 243V244H35ZM38 243V242H37ZM37 243L35 244V245H37ZM114 243V244H113ZM121 243V242H120ZM180 243V242H179ZM189 243V242H188ZM187 243V244H188ZM191 243V242H190ZM202 243V242H201ZM239 243H241V242H239ZM17 244H18V246H22L21 245V242L20 241H18L17 242ZM39 244H40V242H39ZM123 244V243H122ZM124 244H126V243H124ZM168 244V243H167ZM186 244V245H187ZM192 244V243H191ZM33 245V244H32ZM32 246V247H36L37 248V246ZM41 245H40V247H41ZM46 245V244H45ZM47 245H49V244H47ZM47 245H46V247H42L45 251H47L46 250V248H47ZM79 245V246H78ZM119 245V244H118ZM129 245H130V242H129ZM128 245V246H129ZM181 245V244H180ZM190 245V244H189ZM189 245H187V246H189ZM215 245H217V248H218V250H217V248H215ZM233 245H234V243H233ZM30 246V245H29ZM134 246V245H133ZM133 246H132V248H133ZM185 246V245H184ZM39 247V248H40ZM50 247V248H49ZM48 247V249H50L49 251L51 252V248L53 247H51V246H49ZM119 247V246H118ZM126 247V246H125ZM182 247V246H181ZM232 247H234V246H232ZM35 248V249H36ZM106 248V249H107ZM111 248V249H110ZM128 248V247H127ZM126 248V249H127ZM136 248V247H135ZM138 248V247H137ZM136 248V249H137ZM147 248V249H146ZM179 248V247H178ZM228 248H230V247H228ZM238 248V247H237ZM240 248V247H239ZM32 249V248H31ZM35 249L33 250V253L31 252L32 250H29V248L27 247V249H26V251L23 253L24 254V259L22 260V262L24 263V264H46L45 262L47 261L46 259L48 258V261L52 258H54L52 255V252L54 253L55 252V249L50 253L49 251L48 252H46L47 253V255L49 254H51V258L50 257H47L46 256V254H44L43 256H45V257H43V256H39L38 255V253H39V251H41V248H40V250L38 249V250H36L38 253H36V251H35ZM125 249V248H124ZM129 249V248H128ZM167 249H168V251H167ZM203 249V248H202ZM225 249V248H224ZM227 249V248H226ZM231 249V248H230ZM233 249V248H232ZM231 249V250H232ZM241 249V248H240ZM44 250H43V252H44ZM177 250V249H176ZM181 250V249H180ZM235 250V249H234ZM242 250V249H241ZM35 251V252H34ZM115 252H116V250H114ZM127 251V250H126ZM129 251V250H128ZM135 251V249L133 248V252ZM140 251V250H139ZM148 251H146L147 253L146 254H149L150 255V253H148ZM183 251V250H182ZM235 251H237V250H235ZM42 252V253H43ZM58 251H56V253H57ZM67 252V251H66ZM136 252V251H135ZM219 252V253H218ZM224 252V253H223ZM230 252H232V251H230ZM234 252V251H233ZM242 252V251H241ZM36 253V254H35ZM41 253V252H40ZM42 253H41V255H42ZM99 253L101 254V255H99ZM129 253V252H128ZM140 253V252H139ZM166 253V254H165ZM171 253H174V251L172 252L171 251ZM203 253V252H202ZM218 253V254H217ZM243 253V252H242ZM133 254H135V253H133ZM141 255H143L144 257H145V255L146 254H144V252L143 253H140ZM139 254V255H140ZM165 254V255H164ZM169 254V253H168ZM205 254V253H204ZM241 254V253H240ZM48 255V256H49ZM56 255L57 254H55V257H56ZM116 254H114V256H115ZM131 255V254H130ZM136 255H138L137 254V252H136V254H135V256ZM139 255L138 256H136V257H139ZM140 255V256H141ZM155 255V254H154ZM161 255H164V256H161ZM230 256H231V254H229ZM242 255V254H241ZM254 255V254H253ZM57 256H59V255H57ZM73 256V255H72ZM106 256H109V255H105V258H106ZM113 256V257H114ZM143 256H141L142 257V260L144 261V259H146L147 257H148V255H146V257L143 259ZM155 256H157V255H155ZM169 256V255H168ZM167 256V257H168ZM233 256V255H232ZM255 256H256V254H255ZM61 257H62V255H61ZM69 257V258H70ZM110 257V256H109ZM131 257V256H130ZM129 257V258H130ZM141 257H139V260L141 261V263L143 264L144 262L140 259ZM157 257V258H158ZM175 257V256H174ZM225 259L227 258V256H223ZM229 257V256H228ZM258 257H260V256H258ZM65 258H67V257H65ZM104 258V259H105ZM134 258V257H133ZM148 258H150V257H148ZM156 258V257H155ZM159 258V259H160ZM178 258V257H177ZM221 258V257H220ZM224 258H221L219 261H217L218 262V264H225L226 262H225V259ZM243 258V257H242ZM257 258V257H256ZM59 259V258H58ZM68 259V258H67ZM158 259V260H159ZM166 259V258H165ZM230 259H231V257H230ZM237 259V258H236ZM238 259H239V257H238ZM237 259V260H238ZM244 259V258H243ZM260 259V258H259ZM111 262H109L110 264L111 263H113L112 261H113V259L111 258V259H109ZM137 260H138V258H137ZM151 260V259H150ZM155 260V259H154ZM157 260V259H156ZM167 260V259H166ZM165 260V261H166ZM229 260V259H228ZM231 260H233V259H231ZM235 260V259H234ZM233 260V262H235ZM236 260V261H237ZM256 260V259H255ZM254 260V261H255ZM262 260H263V257H262ZM261 260V261H262ZM56 261V260H55ZM54 260H53V264L54 263H56ZM70 261V262H71ZM132 261V260H131ZM130 261V262H131ZM135 261V260H134ZM133 261V262H134ZM146 262H145V264H150L149 262H147V260H145ZM153 261V260H152ZM152 261H150V262H152ZM159 261H161V259L159 260ZM162 261H163V259H162ZM242 261V260H241ZM244 261V260H243ZM254 261H253V263H254ZM260 261V262H261ZM264 261V260H263ZM51 262H52V260H51ZM51 262H50V264H51ZM58 262V261H57ZM69 262V261H68ZM132 262V263H133ZM138 261H136V263H137ZM155 262V261H154ZM169 262V261H168ZM240 262V261H239ZM239 262H238V264H239ZM252 262V261H251ZM257 262V261H256ZM58 263H61V262H58ZM67 263V262H66ZM72 263H70V264H72ZM109 263H106V264H109ZM139 263V262H138ZM140 263V264H141ZM229 263H232V262H230L229 261ZM228 263V264H229ZM237 263V262H236ZM236 263H234V264H236ZM253 263H251V264H253ZM264 263V262H263ZM47 264H49V263H47ZM115 264V263H114ZM133 264H135V262L133 263ZM153 264V263H152ZM155 264V263H154ZM167 264V263H166ZM172 264V263H171ZM189 264V263H188ZM227 264V263H226ZM261 264V263H260Z\"/></svg>",
  "mask_w": 264,
  "mask_h": 264
}]
</instances>
